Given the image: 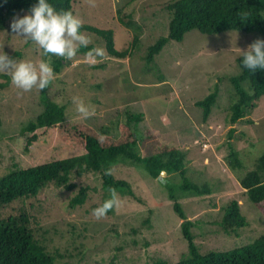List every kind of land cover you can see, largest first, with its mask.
<instances>
[{
	"label": "rangeland",
	"instance_id": "rangeland-1",
	"mask_svg": "<svg viewBox=\"0 0 264 264\" xmlns=\"http://www.w3.org/2000/svg\"><path fill=\"white\" fill-rule=\"evenodd\" d=\"M174 1L95 0L96 7H90L86 0L73 2V12L83 24L114 30L115 48L125 51L130 47L131 51L125 58L113 56L100 36L83 30L92 40L90 45L106 50V57L90 64L85 55L87 51L80 49L73 60L55 73L48 96L66 106V124L85 123L115 138L120 136L119 124L127 120L129 113H143L142 121L132 123L137 124L143 137L135 146L136 151L148 156L158 144L180 150L186 157L189 181L204 188L209 186L211 193L197 195L188 188L183 194L177 187L183 183L179 172H165L164 182H161L159 177L149 174L144 164L133 166L121 161L112 172L130 182L140 202L119 194L121 206L97 220L85 208L102 201V188L83 208L74 210L64 204V192H72L51 186L28 201L40 202L28 209L41 216L49 248L61 254L57 264H154L158 258L177 261L189 244L184 237V219L175 212V203L181 204L187 218L193 222L195 242L203 254L241 247L264 235L261 207L249 200L225 159L230 151L229 143L244 152L246 160L264 151V97L247 116L250 121L245 118L234 124L230 122L231 111L226 97L228 88L231 91L233 87L231 77L240 72L237 58L251 43L264 36H250L253 33L237 30L216 35L192 30L182 42L170 40L147 66L148 47L170 32L168 5ZM27 14L19 11L16 16ZM120 17L130 25L122 24ZM11 19L5 31L0 32V52L17 60H44L42 50L32 41L12 33ZM133 25L139 29L134 30ZM135 35L139 40L133 44ZM3 81L0 73V83ZM217 87L216 104L205 120L203 109L196 102ZM41 92L35 88L21 92L12 83L0 86L3 122L0 127V177L11 169L13 162L35 165L77 154L70 144L56 141L55 132L42 134L28 151L21 141L18 143L11 137L42 112ZM74 96L93 106L95 115L87 119L80 116L72 102ZM231 129L235 130L232 135ZM97 177L101 181L100 175L91 173L74 177L72 181L79 185L94 182L101 186ZM168 178L172 183L165 182ZM232 200L241 204L250 223L247 229L239 230L238 235L227 233L217 224L224 214V206ZM21 206L18 203L9 205L2 210V216L15 214ZM147 217L151 218L150 224L145 221ZM112 228L117 231L115 234L110 233Z\"/></svg>",
	"mask_w": 264,
	"mask_h": 264
},
{
	"label": "trees",
	"instance_id": "trees-1",
	"mask_svg": "<svg viewBox=\"0 0 264 264\" xmlns=\"http://www.w3.org/2000/svg\"><path fill=\"white\" fill-rule=\"evenodd\" d=\"M75 1L48 0L57 11H73ZM37 3L38 0H0V32L5 31L9 26V20L11 18L13 20L19 11L29 13L31 6ZM168 9L171 13L170 32L167 36H160L148 47L147 66L154 61L155 56L170 40L182 42L185 35L192 30H199L209 35L237 30L253 33L250 36H264V0H175L168 5ZM119 20L122 24L130 25L124 17H120ZM132 27L134 30L139 29L134 25ZM83 30L100 36L106 42L108 52L113 56L125 58L130 54V47L125 51L115 48L114 30L101 29L90 24H83L81 31ZM138 35L134 36L133 44L138 43ZM92 47L93 45H89L88 48H81L80 51L85 52ZM43 59L51 61L54 73H59L65 63L69 62L51 55L43 56ZM242 59L243 55L237 58L240 72L231 77L230 82L233 87H230L231 91L228 88V94L226 93L227 105L231 111V124L248 119L247 116L257 107V102L264 97V70L250 71L242 66ZM1 76L4 81L0 83V86H9L11 76L5 73H1ZM218 89L219 87L203 100L196 102V105L203 109L205 120L209 118L213 105L216 104ZM40 98L42 112L19 133L11 137H15L16 142L21 141L22 147L28 151L33 148L42 134L55 132L56 141L61 140L70 144L71 148L77 150V154L35 165L28 163L21 165L22 163L13 162L11 169L0 177V264H57L61 254L49 248L47 231H44L41 226V216L29 210L40 202L28 203L51 186L58 187L60 191L72 192H64L66 193L64 204L74 210L83 208L92 197L94 198L93 195L98 192V189L102 188V201L91 205L90 208H85L87 213L93 212L94 208L109 198L110 187H114L121 196H130L139 201L130 182L116 177L112 172L114 166L121 161L133 166L142 163L149 174L155 178L160 177L162 171L169 174L179 172L183 183L177 187L183 193L187 192L188 188H192L197 195L211 193L209 186L204 188L189 181L186 175V157L180 150L158 144L153 147L154 151L148 156L136 151L135 146L140 144L143 137L138 132L137 124L132 123L142 121L143 113H129L127 120L119 124L120 136L115 138L85 123L66 124V106L50 99L48 89L42 90ZM2 123L0 117V127ZM234 131L231 129V135ZM229 147L230 151L225 158L228 168L236 173L238 182L244 188L249 200L261 207V212L264 214V151L256 158L246 160L244 152L236 149L233 143H229ZM108 169H111L110 175L106 174ZM90 173L100 175L101 181L98 177L96 181L99 180L101 186L94 185V182L79 185L76 181H72L74 177L81 178ZM165 182L171 181L168 178ZM172 194L173 190H171ZM16 203L23 206L17 208L15 214L3 217L2 210ZM28 206H30L29 209ZM174 210L184 219V237L189 244L188 250L181 252L180 258L175 262L158 258L154 264H264V235L241 247L203 254L195 242L194 234L196 233L193 230V222L187 218L181 204L175 203ZM223 210L224 214L217 224L227 233L235 232L238 235L239 230L250 226L237 200L227 203ZM110 213H113V210L107 214ZM150 219L147 217L145 221L150 224ZM116 232L114 228L110 231L112 234Z\"/></svg>",
	"mask_w": 264,
	"mask_h": 264
},
{
	"label": "clouds",
	"instance_id": "clouds-1",
	"mask_svg": "<svg viewBox=\"0 0 264 264\" xmlns=\"http://www.w3.org/2000/svg\"><path fill=\"white\" fill-rule=\"evenodd\" d=\"M90 7H96L95 0H86ZM83 20L71 10L57 11L48 0H38L29 9V14L23 17L16 16L11 22L13 34L32 41L38 50H42L43 56H56L65 61H71L81 48H88L92 43L90 37L81 29ZM242 66L250 71L264 70V39H257L251 43L246 51H242ZM86 59L94 64L97 58L106 57V50L101 46H93L86 52ZM0 73L11 76L12 85L21 92H30L38 89L40 91L49 89L55 79L54 69L51 61L40 60H17L5 52H0ZM72 102L77 113L87 119L95 115L93 106L74 96ZM111 174V169L106 170ZM165 173L162 171L158 179L164 182ZM109 198L93 209V216L97 219L106 217L109 211L118 209L122 200L114 187H110ZM184 194V193H183Z\"/></svg>",
	"mask_w": 264,
	"mask_h": 264
},
{
	"label": "water",
	"instance_id": "water-1",
	"mask_svg": "<svg viewBox=\"0 0 264 264\" xmlns=\"http://www.w3.org/2000/svg\"><path fill=\"white\" fill-rule=\"evenodd\" d=\"M165 173V171H163Z\"/></svg>",
	"mask_w": 264,
	"mask_h": 264
}]
</instances>
